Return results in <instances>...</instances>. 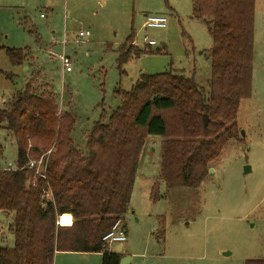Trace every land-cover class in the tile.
Segmentation results:
<instances>
[{
  "label": "rangeland",
  "instance_id": "374dc122",
  "mask_svg": "<svg viewBox=\"0 0 264 264\" xmlns=\"http://www.w3.org/2000/svg\"><path fill=\"white\" fill-rule=\"evenodd\" d=\"M97 2L0 0V108L28 80L40 90L50 87L60 111L75 116L72 137L82 150L94 122L102 116L107 120L120 105L116 88L131 90L141 74L171 67L187 76L195 72L206 90L211 77L213 38L206 23L193 17L192 0ZM146 14L166 15L167 27L145 28ZM81 30L91 32L88 41L79 37ZM132 33L134 44L151 52L130 60L121 74L118 48ZM146 36L157 44L149 46ZM8 48L27 49V60L12 65ZM51 52L69 56L71 71ZM253 61L252 95L242 100L237 116L240 136L211 162L201 186L167 190L159 180L162 138L148 136L123 221L128 239L108 244L105 251L122 254L128 264H247L264 258V0H256ZM0 143V166L15 162L17 143L5 128H0ZM158 180L160 199L154 200ZM11 220L0 212L2 247L14 245ZM102 256L58 251L54 264H102Z\"/></svg>",
  "mask_w": 264,
  "mask_h": 264
},
{
  "label": "trees",
  "instance_id": "16d2710c",
  "mask_svg": "<svg viewBox=\"0 0 264 264\" xmlns=\"http://www.w3.org/2000/svg\"><path fill=\"white\" fill-rule=\"evenodd\" d=\"M192 4L193 17L206 23L213 38L208 90L195 72L187 76L171 67L143 73L131 90L115 89L120 105L107 120L102 116L94 122L85 134L86 150L72 137L75 116L60 111L50 87L40 90L28 80L0 108V128L18 148V168L0 169V210L13 214L9 229L14 236L12 247L0 246V264H54L58 251L103 253L102 264H120L123 255L105 251L103 238L119 219L124 221L148 136L162 138L159 180L167 190L201 186L211 162L230 139L239 138V108L253 90L256 0ZM134 37L118 48L121 74L130 60L151 52L134 44ZM6 52L14 66L28 57L24 48ZM42 156L47 178L28 167ZM159 180L154 200L160 199ZM63 212L74 215L73 226L56 224ZM247 264H264V258Z\"/></svg>",
  "mask_w": 264,
  "mask_h": 264
},
{
  "label": "built area",
  "instance_id": "2783aa9c",
  "mask_svg": "<svg viewBox=\"0 0 264 264\" xmlns=\"http://www.w3.org/2000/svg\"><path fill=\"white\" fill-rule=\"evenodd\" d=\"M91 1V0H90ZM92 1H100V2H106L108 0H92ZM42 17H45L44 14H41ZM168 25V18L164 14H146L144 27L145 28H166ZM91 36V32L89 30H81L79 32V37L82 38L84 41H88ZM147 44L149 46H155L157 43L153 39H149L146 36ZM67 40L65 39L63 41L64 46L66 45ZM51 56H57L59 60L62 62L63 69L65 71H71L72 69V61L69 56L66 54H60L57 55L54 52H51ZM52 149L48 150L47 155L50 154ZM44 156V155H43ZM43 156L39 160H31L28 164V167L35 168L37 174L42 175L44 178H47L46 176V164L43 160ZM17 163L10 162L5 166H0V169H6V170H14L17 169ZM75 223V217L70 212H63L58 214L56 224L60 227H71ZM128 239L126 228L123 220H118L111 231L107 233L103 240H104V246L107 247L108 244L112 242H123Z\"/></svg>",
  "mask_w": 264,
  "mask_h": 264
},
{
  "label": "crops",
  "instance_id": "0c3cea01",
  "mask_svg": "<svg viewBox=\"0 0 264 264\" xmlns=\"http://www.w3.org/2000/svg\"><path fill=\"white\" fill-rule=\"evenodd\" d=\"M110 2H112V0H108V1H106V2H97V3H99L100 4V6H106V5H108V4H110ZM42 18H45V17H42ZM48 59V61H50V58H47ZM138 79V78H137ZM136 79V80H137ZM4 102H6L7 103V101L5 100ZM5 103V104H6ZM0 212L1 213H4V214H6V215H11V219H13V214L12 213H5V212H3V211H1L0 210ZM12 222V220L8 223V228H9V224ZM1 227H3V226H1ZM9 232L11 233V231H10V229H9ZM11 235H13L12 233H11ZM14 237V236H13ZM124 257V256H123ZM128 264V263H127Z\"/></svg>",
  "mask_w": 264,
  "mask_h": 264
},
{
  "label": "water",
  "instance_id": "95a60500",
  "mask_svg": "<svg viewBox=\"0 0 264 264\" xmlns=\"http://www.w3.org/2000/svg\"><path fill=\"white\" fill-rule=\"evenodd\" d=\"M209 62H210V60H209ZM204 122H205V125H207L208 122H209V116L206 115V114L204 115ZM210 170L212 171V168H210ZM127 261H128V258L127 257H123L121 259V261H120V264H127Z\"/></svg>",
  "mask_w": 264,
  "mask_h": 264
}]
</instances>
